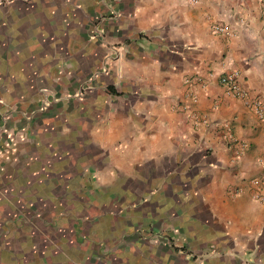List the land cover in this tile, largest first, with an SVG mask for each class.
Instances as JSON below:
<instances>
[{"label":"crops","instance_id":"0c3cea01","mask_svg":"<svg viewBox=\"0 0 264 264\" xmlns=\"http://www.w3.org/2000/svg\"><path fill=\"white\" fill-rule=\"evenodd\" d=\"M261 8L0 7V115L26 136L0 166V264H264V121L220 83L264 105Z\"/></svg>","mask_w":264,"mask_h":264},{"label":"built area","instance_id":"2783aa9c","mask_svg":"<svg viewBox=\"0 0 264 264\" xmlns=\"http://www.w3.org/2000/svg\"><path fill=\"white\" fill-rule=\"evenodd\" d=\"M29 0H0V7L10 6L15 3H25ZM193 1V0H192ZM262 1V16L264 21V0ZM212 32L216 35H224V34H231V31L227 26L223 25H213ZM238 72L232 71L223 78H221L220 83L223 86L228 87L231 94L246 103L254 112V114L258 117V119L264 121V105L260 100H250L248 92L239 86L238 82ZM245 145L241 144L239 151L236 152L238 156L243 150ZM262 173L258 178L253 180V184L255 186V191L253 192L252 198L254 201L264 204V155L260 160Z\"/></svg>","mask_w":264,"mask_h":264},{"label":"rangeland","instance_id":"374dc122","mask_svg":"<svg viewBox=\"0 0 264 264\" xmlns=\"http://www.w3.org/2000/svg\"><path fill=\"white\" fill-rule=\"evenodd\" d=\"M48 107V106H47ZM47 107H41V111H46ZM12 108H5L0 115V166H3V162L11 164L9 152L11 153L16 143H21L26 139L23 132L24 128H19L17 133L15 126L17 119L12 113ZM29 117V116H28ZM7 119L9 120L7 123ZM12 122V124H10ZM7 123V125H6ZM1 169V168H0Z\"/></svg>","mask_w":264,"mask_h":264}]
</instances>
